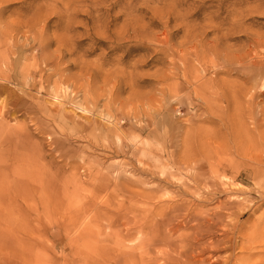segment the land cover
I'll return each mask as SVG.
<instances>
[{
	"label": "rangeland",
	"instance_id": "rangeland-1",
	"mask_svg": "<svg viewBox=\"0 0 264 264\" xmlns=\"http://www.w3.org/2000/svg\"><path fill=\"white\" fill-rule=\"evenodd\" d=\"M251 109L264 0H0V264H189L179 214L229 196L196 197L194 153L216 135L230 155ZM243 174L224 187L254 198ZM254 202L215 260L264 264V238L241 248Z\"/></svg>",
	"mask_w": 264,
	"mask_h": 264
},
{
	"label": "bare ground",
	"instance_id": "bare-ground-1",
	"mask_svg": "<svg viewBox=\"0 0 264 264\" xmlns=\"http://www.w3.org/2000/svg\"><path fill=\"white\" fill-rule=\"evenodd\" d=\"M246 109L248 108L246 107ZM253 112L254 110L251 109L249 118L247 117L250 120L248 128L245 126L246 125L245 123H243L242 126L241 124L240 125L234 124L236 128L233 127L234 128L233 132H235V130L237 129L236 132L237 135L234 136L232 135L233 136L232 138L230 136L231 138L230 150L232 151L230 155L227 154V148H226V143H227L226 141L228 139H226L225 141L223 137L220 139V141H218L219 139L218 137H216V135L210 137L211 139L210 142L212 140L213 142L211 143V145L209 144L210 147L208 148L207 153L203 154L201 148L197 151V153H194L195 154L194 158L196 160L193 162V164L196 167V170L194 176L193 190L194 193L196 194V197L200 196L199 198H201V196L213 195L214 191H216L217 194L224 193L225 195H227L226 193H228L229 196L227 197V200L225 199L226 201L223 204L220 203L221 201L220 200L217 203L216 207L214 208L215 210L212 212L202 213L201 211L195 209V211L190 210V213H188V211H183V213L184 212L185 213L182 214L181 216L179 214L178 217L181 218V222L178 225H176V227L178 229L185 228L186 230L188 228L191 231V236L189 237L188 235V237L191 239V244H190L191 256L189 260L185 261V263L227 264V260L230 257L229 258L217 257V260H215L216 255H218L217 253H219L220 249H229L228 251L231 252V250L238 245L235 239L237 237L235 235L240 228L239 226L240 218L243 216L245 212L251 210L254 207L255 205L254 201L257 202L264 201V131H261L262 128L264 127V109L260 110L262 116V118L260 117L261 119L259 118L260 120H257L254 117ZM105 119L109 120L107 116L105 117ZM229 119L231 121V119L234 118H229ZM244 120H246V117ZM227 121L229 120H226V122ZM230 121L229 123H231L233 126V123H235L237 120H235V122L234 120H232L233 123L232 121L231 122ZM230 128L229 129L231 132L233 128L232 127ZM233 158H237L238 160H234ZM236 168L241 169V171L244 173L243 176L245 179H251L252 187L254 188L249 191L255 194L254 198L248 196V194L251 193L245 192L243 189L240 188V186L239 187L236 186L233 188L228 187V189L224 187V185L227 182L226 180L230 179L228 178V172H232ZM235 178H237V176H235ZM230 185H232L231 182ZM218 187L221 188V190H218ZM212 188L214 189L212 190ZM245 190L247 191V189ZM142 196L145 197L144 194ZM146 196L148 195L146 194ZM148 197L150 198V196ZM135 198L136 197H134V199ZM144 203H146V201ZM235 208L236 209L240 208V213L237 215H234L235 212L233 211V209ZM217 210L219 212H217ZM229 211L231 212L227 214H223V212H229ZM224 217H228L226 220L228 219L229 220L222 222ZM260 229H264V228H262V226L261 227L257 226V228L254 231H252L249 228L248 231H246L247 233L245 235L243 234L244 236L242 237L240 236L241 238L246 239L245 241L246 243L241 244V248L246 251L245 253L246 255L243 256V258L248 257L249 259V257H251L252 255L251 252L253 249L252 245H254L259 238L261 239L264 238V233H261ZM186 246L187 245L185 242L181 243L182 248H185ZM244 260L246 261V259Z\"/></svg>",
	"mask_w": 264,
	"mask_h": 264
}]
</instances>
